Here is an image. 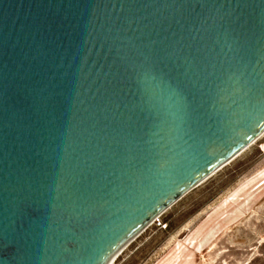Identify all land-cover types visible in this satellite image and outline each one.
Returning <instances> with one entry per match:
<instances>
[{"label":"water","instance_id":"95a60500","mask_svg":"<svg viewBox=\"0 0 264 264\" xmlns=\"http://www.w3.org/2000/svg\"><path fill=\"white\" fill-rule=\"evenodd\" d=\"M264 133V0H0V264H107Z\"/></svg>","mask_w":264,"mask_h":264},{"label":"rangeland","instance_id":"374dc122","mask_svg":"<svg viewBox=\"0 0 264 264\" xmlns=\"http://www.w3.org/2000/svg\"><path fill=\"white\" fill-rule=\"evenodd\" d=\"M263 179L264 133L159 213L165 228L148 223L109 264H159L171 262L172 254L179 262L187 252L186 263L264 264V185L243 199L242 216L222 226L219 236L202 254L195 257L186 242L192 232L218 214L213 213L218 204L225 202L226 206Z\"/></svg>","mask_w":264,"mask_h":264},{"label":"bare ground","instance_id":"6f19581e","mask_svg":"<svg viewBox=\"0 0 264 264\" xmlns=\"http://www.w3.org/2000/svg\"><path fill=\"white\" fill-rule=\"evenodd\" d=\"M261 185H264V179L260 181L258 184H256V186L253 185L248 186L243 193L239 194L238 198L235 201L227 204L226 206H223L225 202L218 204L213 211V213L217 212L218 214L216 216L211 217V219L209 220L210 223L208 221L205 222L203 225L197 228L186 238V242L189 245L188 251L190 250L195 257L202 254L203 250L207 246L214 243L215 238H217L220 234L218 232L222 230L221 229L222 226H225L226 224L233 222L236 218H240L242 216L243 209L241 205L243 199L252 196L253 194L252 192L257 191ZM236 191H234L233 194H235ZM152 220H150L148 223H151ZM179 244H183V243L181 242ZM124 245L122 247H124ZM114 255L110 258L107 264H109V262L114 257ZM188 255H189L188 252L184 253L183 261L181 260L177 262L176 261L177 257L175 256V254L174 255L172 254L170 255V259H172L171 262H161L159 264H194V262H192L191 260L187 263L185 262Z\"/></svg>","mask_w":264,"mask_h":264},{"label":"built area","instance_id":"2783aa9c","mask_svg":"<svg viewBox=\"0 0 264 264\" xmlns=\"http://www.w3.org/2000/svg\"><path fill=\"white\" fill-rule=\"evenodd\" d=\"M153 222H156V224L159 225V226H162V228H165V226H166L164 223H162V220L159 218V214L156 215V216L153 218V220H152L151 223H153Z\"/></svg>","mask_w":264,"mask_h":264}]
</instances>
